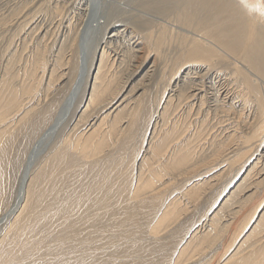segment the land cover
<instances>
[{
	"label": "rangeland",
	"instance_id": "374dc122",
	"mask_svg": "<svg viewBox=\"0 0 264 264\" xmlns=\"http://www.w3.org/2000/svg\"><path fill=\"white\" fill-rule=\"evenodd\" d=\"M141 2L142 0H0V88L8 77L14 89L20 91L24 87L30 88L28 94L23 96L25 104L20 114L13 111L8 120L0 125L1 131L9 127L7 138L0 145V218L7 216L19 197L20 177L31 147L41 132L52 124L54 115L64 101L71 99V107L65 116L66 124L30 173L27 206L20 216L21 221L27 219L28 223L32 221L33 224H40V230L45 232L40 239L32 235L33 240L38 241L25 245L26 240L21 241V236L26 229L23 230L19 225L17 216L4 221V224H0V263L9 255L12 260L10 259L8 264H40L43 261L41 256L53 258L52 264L57 262L54 259H58V264H221L227 251L236 248L244 238L247 229L242 230V235L236 242H230L228 239L232 230L246 224L247 216L249 220L255 205L264 198V182L261 186L258 185L264 179V175H258L259 172L264 173V163L250 172V176L239 191L237 190L236 195L234 194L229 205L222 208V203L235 193L237 186L247 177L251 162L264 154V128L261 130L258 127L264 119L257 113L258 107L251 99L238 100L240 103L234 100L237 101H233L234 104L227 102L225 108L219 109L217 113L209 102L203 104L192 97L189 98L192 93L190 88L188 89L189 85L184 83L185 80L181 83H184L186 88L178 86V90L179 88L175 87L176 78L179 80L184 76L186 69L183 68L177 75L172 71L175 70L172 68V61L176 58L174 52L170 51V54L169 50H165V58L157 60V54L150 51L147 55L141 54L139 60L133 57L136 61L133 58L130 59L131 62L127 59L125 61L128 62L125 65L131 66L130 80L126 81V88L121 92L127 103L118 108L115 105L112 109L102 108L97 104V107L88 112L75 127L91 93L92 81L90 79L86 82L84 77L95 59L96 46L101 44L104 36H108V30L112 27H117L120 31L126 28L129 30L125 31L128 37L132 32V43L137 40L140 43L139 48H143L146 53L147 38L155 29V24L151 25L149 22H153V17L158 15L143 7ZM144 23L150 24V28ZM69 35L70 40L67 41ZM123 46L125 44H121V50L119 49L121 53L127 48ZM39 52L42 59L38 57ZM106 52L110 53V50ZM109 56L110 59H115L114 54ZM118 62L120 60L115 59L113 70L116 72H119L116 68ZM203 67L206 68H194L198 69L199 74L200 68ZM195 73L197 72L194 71L190 79H195L199 84L208 85L209 82L215 81L216 72L209 71L210 79L202 78L201 82L199 75ZM223 77L221 76V79ZM132 89L135 92L133 90L129 93ZM181 90L183 95L179 97ZM230 104H233L232 107ZM126 105L127 108H124ZM129 108L137 112L135 111L132 118L128 117L117 125L123 129L124 135L118 141H112L109 130L115 115L125 112L126 109L130 110ZM163 111L165 118H162ZM228 111L229 113H225ZM109 112L110 117L106 118ZM67 137L70 143L75 140L85 142L91 138L90 151L97 155L85 159L69 147L65 152L62 144ZM249 138L251 140L245 144L244 140ZM162 141L166 142L161 144ZM152 145L153 148L162 145L163 152L155 156L150 149ZM182 156L188 157V162L175 165L174 162L179 161ZM59 169L62 175L56 178L54 172ZM159 170L163 177L156 180V189L149 190L147 196L140 199L141 204L137 203V200H130L127 205L129 207L122 205V208L127 207V212H130L123 215L122 221H119L124 223H121L123 227L117 230L118 233L113 232V236L110 232L115 230L114 227L110 232L104 231L107 233L103 232L105 235L98 231L90 233V237L88 232H85L88 231L83 215L85 199L78 203L81 207L79 210L76 208L78 211L75 209L69 213L67 210L64 213L59 212L60 218L67 216L66 219H71L69 223L72 228L79 227L74 228L78 231L77 234L80 233L78 240H82L85 247H81V243L76 246L78 240L75 239V243L71 241L72 245L75 244L70 246L71 250L66 246V243L70 244L68 241L74 238V234L70 238L66 236V230H63L67 220L62 223L60 219L59 222L49 224L47 215L73 197L74 193L80 195L81 189L84 190L82 194H85L88 184L93 183L95 179H101L99 174L104 175L103 177L105 174H117L119 187L127 188L130 194L139 185V180L147 183L152 177L151 172ZM58 180L60 182H54ZM55 184L61 193L57 198L50 194ZM244 195H251L248 199L251 200L247 202V206L244 204L235 218H232V214L239 209L236 207L237 200ZM145 206L147 209H144ZM133 208H137L134 215L131 214ZM216 211H220L216 218H224L219 221V225H207V221L217 213ZM78 213H81L80 217ZM126 216L128 218H125ZM81 217L83 220H80ZM98 218L95 222L100 224L106 217L100 216V220ZM105 220L108 221V218ZM156 227H159L157 234L150 232V229ZM195 233L196 236L189 243ZM108 234L117 239L121 236L122 239L115 241ZM87 237L100 238L103 244L98 242L97 246L102 245L100 250L104 251L89 253L96 244L87 247V243L83 241ZM207 237L211 238L207 240ZM202 239L206 242H201ZM22 242L30 251L23 261L16 255L19 246H23ZM253 242L264 244V222L242 247L239 257L250 252ZM38 244L43 245L36 248ZM228 244L232 246L228 247ZM75 247L77 251L72 250ZM183 247L187 249L181 255ZM89 248L88 253H85ZM63 251L68 256H65ZM71 257H74V263L67 262Z\"/></svg>",
	"mask_w": 264,
	"mask_h": 264
},
{
	"label": "bare ground",
	"instance_id": "6f19581e",
	"mask_svg": "<svg viewBox=\"0 0 264 264\" xmlns=\"http://www.w3.org/2000/svg\"><path fill=\"white\" fill-rule=\"evenodd\" d=\"M259 2L264 3V0H259ZM141 5L151 10L158 16H160V17L152 16L155 22L154 21L149 22L151 25L155 24V26H153L155 29L149 33V37L147 38L148 45L146 48V53L143 52L144 50L143 48L141 47L139 48L140 43H138L137 40L136 42L132 43V37H130V35H132V32H130V35L128 37L127 34L125 33V31L127 30L126 28L122 31H120V29H118L117 27H112L108 30L109 31L108 36L107 37L104 36L101 39L102 41L101 44L96 46L97 48L95 47L96 48L94 51L95 59L93 60V64L90 66V68H88L86 75L84 77V79H86V82L87 80L89 82L90 79L92 81L90 83L91 93L87 100L88 101L87 106L84 108V110L82 111V114L79 116V121L75 125V127L78 126V124L82 122V120L84 119V117L86 116L88 112L93 111V109L97 107V104H100L102 108L110 107V109H112V107H114L115 105H117V108H118L127 103L126 98L123 99V95L121 93L123 92V89L126 88V85H125L127 83L126 81L127 80L129 81L130 76H131V74H129V69L131 66L129 67L128 65H125L126 63H128V62H125L126 59L127 61L129 60L130 62H131L130 59H132L133 57L139 60V58L142 55L144 54L147 55L150 51H152V52H155V54H157V60L158 59L162 60L163 58H165L164 56H166L165 50H169L168 53H170V51L174 52L176 55V58L172 61L173 63L172 68L175 69L172 71H175L176 75L179 74V72H181L183 68L186 69V70L184 69L185 71L183 73L185 75L181 76L179 80L178 78H176V81L174 84L176 85L175 87H177V89L179 88L178 90H180V87L178 86H183L184 83L186 85L188 84L189 85L188 89L190 88V91L192 93L189 96V98L192 97V99H195L197 102L200 101V103L209 102V104H211L212 108L215 109L216 112L219 109L222 110L227 102L228 103L233 102L234 100L246 101L248 99H251L252 101H254L252 103H254L258 107L257 113H260L261 119H264V15H261L259 12H254V11L249 10L248 8H245L242 5L241 0H142ZM150 24L146 23L145 26L150 28ZM69 37L70 35L66 38L67 41L70 40ZM121 44H125V46L123 47H127L125 51H124L125 48L123 49L122 53L121 51L119 52ZM106 50H110V53L106 52ZM110 54H114V58L115 59L118 58L120 60V62H118L119 64L116 66L119 72H116L113 70V66L115 65V59L113 58L110 59V56H109ZM38 57L40 59L43 58L41 57L40 52H39ZM135 58L133 59L136 61ZM197 66L199 67L206 66L207 69L204 67L200 68V73L198 74V69L194 68ZM123 67H124V70H122ZM194 71L197 72L195 74L199 75L200 82L202 81V78L203 79L208 78L209 71L216 72V77H214L215 81L214 82L212 81V83L209 82L208 85H206V83L199 84V82L197 83L196 80L194 79L195 76L193 77L194 80H192V78L190 79V76L194 74ZM148 72L150 73V71ZM125 76H126V79H125ZM221 76H224L223 79H221ZM209 79L210 77L208 78V80ZM184 80L185 82L182 84L181 82H183ZM180 83L182 85H180ZM2 84L3 85L0 88L1 89L0 91V125L4 124L5 121L8 120V117H10L13 111L14 113L20 114L25 104L23 102V96L25 94H28V92L30 91L29 87H24L23 90H20V91L14 89L11 86V81L9 77L5 78V81ZM87 84L88 83H86L85 85L87 86ZM133 90L134 89L129 91V93L133 92ZM179 92H180L179 97H182L183 95L182 90ZM183 100H181L182 103H184ZM70 101L71 99H66L64 101L63 105L58 109V111L54 115L52 124L48 126L43 132H41L42 134L39 136L37 141L31 147V150L25 159V162H24L25 165L23 167V171L20 177V182L18 186V190H19L18 196L19 197L16 198L13 206L9 209V212L6 214L8 215L10 213L9 218L17 216V219L16 218L15 219L18 220V222L20 223L18 224L22 226L23 230L26 229L24 233H22V236H21V241L24 242L26 240L25 245L34 244V242L37 240L36 239L34 241L32 238V235H34L35 238L40 239L42 238V234L45 232V231L40 230L39 228L40 224L38 223L33 224L31 223L32 221L28 223L27 219L23 221L20 220V216L24 212V208L27 206V186L31 180L30 173L33 167L38 162V160L41 158V156H43L45 152L48 150V147L52 144V141L55 138V136L62 129V127L66 124L65 116L67 115L68 109L71 107ZM237 101H234V102H237ZM233 104H230V106ZM253 105H251V107H253ZM124 108H127V105ZM135 111L136 110L131 108L130 110L126 109L125 112L118 114L117 116L115 115V119L113 120L112 125H110V130H109L110 131L109 137L112 138V141L113 139L114 141H118L119 138L124 135L123 129L118 128L117 125L122 120L124 119L126 120L128 117L132 118L135 115ZM164 111L162 113L163 115L162 118H165L166 116ZM225 113H229V111ZM106 116H107L106 118H108V116L110 117V112ZM258 127L259 129L262 130L264 128V122L261 123V125ZM8 128H6L4 131H1L0 129V145H2L5 139L7 138V135L9 133ZM90 139L91 138H89V141L85 140V142H80V140H77V141L75 140L74 142L70 143L71 141L67 137V139H64L62 145L64 146L63 148L65 152H67V150L70 148V150L75 151L77 155L81 156L82 158L88 159V158H92L97 155V153L90 151L91 145H92V141H90ZM249 140L251 139L250 138L245 139L244 143L245 144L249 143ZM163 142H166V141H162L161 144ZM154 148H153V145L150 148L154 155L156 154L157 156H159L163 152L162 145L157 146L155 149ZM176 151L177 150H175V152ZM188 160H189L188 157L182 156L179 159V161L174 162V164L175 165L184 164L188 162ZM263 163H264V154L260 158L258 159L256 158L251 162L252 166L250 170L248 171L247 177H245L243 181L241 182V184L237 186L235 193L231 194L226 200H224V202L222 203L223 204L222 208H224L225 206L229 205L230 202H232L234 194L236 195L237 190L240 189L241 186H243V183H245L247 178L250 176V172L252 170H255V168H258V166L260 164L262 165ZM61 173L62 171L60 169L58 170V172H54V174L56 175L55 177L59 178L58 175L61 176L62 175ZM161 173L162 172L160 170L151 172L152 177L149 179V182L147 183L146 181L142 183V181L139 180L138 182L139 185L135 189H133L132 190L133 193H130V194H128L129 191L127 188L119 187L118 185L119 176L117 174H112V173L105 174L106 175L105 177H103L104 175L101 176V174H99L100 175L99 177H101V179L100 178H98V180L95 179L96 181L94 180L93 183L88 184L87 191L85 194L84 193L82 194L84 190L80 188L81 189L80 191H82L81 192L82 196L81 194L79 195L77 193L76 194L74 193L73 197L69 198L62 205L58 206L56 209H54V211H52L49 215H47L49 216L48 217V220L50 222L49 224H51V222H53V224L54 222L55 223L59 222L60 219L62 220V223L67 220L63 226V230H66L65 232L66 234H68L66 236L70 237L74 234V238H72L68 242H71V241L74 242L75 240L80 239L79 238L80 233L77 234L78 231L76 232V229H75L77 226L75 227L73 225L75 227V228L73 227L75 230L72 231L71 230L72 224L69 223L71 219L70 220L66 219L67 216H63L62 218H60L61 215L59 214V212L64 213V211L67 210L69 213L70 211L71 212L74 211L76 208H78L79 210L81 209V207L78 206V203L85 199L84 209L86 211L84 210V214H83L85 218L82 215V217L86 219L87 221L86 228L88 229V231H85V232H88V235L91 237L92 235H90V233L92 232L99 231L98 233L102 232L103 234L104 231L110 232L111 231L110 229L114 227L115 230L113 231L112 229V231L110 232L111 235L113 236L114 235L113 232L115 233V231L117 232V230L120 227H123L121 224L123 222L121 223L119 222V221H122L123 215H126L127 213L129 214L130 212V211L127 212V209H126L127 207H129L127 206L130 203L129 201L137 200V203H140L142 201L140 199H144L147 196V193L149 192V190H152L154 188L155 184L157 183L156 180L163 177ZM261 174L264 175V173H261V172L258 173V175H261ZM54 182H60V181L58 180ZM263 182H264V179L263 181L259 182L258 185L260 184L259 186H261ZM52 188L53 189H51L50 194L55 198H57V196L59 197L61 193H60V190L57 189L58 188L57 184H55V186ZM252 194L253 193H251V195ZM251 195L249 197H245L246 195H244L243 197H241L240 200H237L236 207H238L239 209L232 214L233 215L232 218H235L236 215L240 213V210L243 209L245 205L247 206V202L251 200V199L248 200L251 197ZM54 204L55 202H53V205ZM122 205H125L127 207L124 209L122 208ZM132 205H130V207ZM256 205L249 217L250 218L249 220H247L248 218L247 216L246 224L230 232L231 235H230V238H228L229 241L236 242L237 239H239V237L242 235L241 234L242 230L247 229L246 234L245 233H244L245 235L243 234L244 238H242V241L239 242L236 245V248H234L232 251H229V250L227 251V255L223 259L221 264H264V254L262 255V252L264 253V244L258 245L260 242H253L250 245V249H251L250 252L247 255H243L242 257H239L242 254L241 253V251L243 250L242 247L246 245V243L249 241L250 238H252L258 226L264 222V198L262 199V201L260 200V203L257 206ZM144 209H147V207ZM135 210L137 211V208L136 209L133 208L132 213H131L132 215H134V213L136 212ZM216 212L217 213L213 217L211 216V218H209V220L207 221V225H210V224L211 226L217 225V224L219 225V221L222 218H224V217L222 218L220 217L221 219L216 218V216L219 215L220 211L219 212L216 211ZM81 213L80 214L78 213L79 214L78 217H80ZM72 214H70V216ZM230 214L231 213H229V215ZM100 216H104L108 218V221H106L105 220L106 218H105L103 222L100 224L98 222H95V219H97L98 217H99L98 218L99 220L101 219ZM4 217L5 215L0 218V221ZM82 217L80 218V220H83ZM128 217H131V215H128ZM128 217L126 216L125 218H128ZM125 218L123 220H125ZM109 223L113 224L114 226H111V224ZM241 224L243 225V223ZM77 228L79 229V227ZM158 230H159V227H156V228L150 229V232L157 234ZM104 233L107 234L106 232ZM96 234L94 236H96ZM112 236L109 235V237H112ZM195 236H196V233L193 235L191 240L188 242L190 243ZM87 238L83 240L87 243V247L88 246L90 247V245L92 244L94 245L96 244V245L94 248L95 250L94 249L90 250L89 248V249H86V251L90 250L89 253H101L104 251V249L100 250L102 249L101 248L102 245L97 246L98 242L99 244H103L102 241L99 240L100 238L99 239L97 238L98 240L95 238L94 239H91L89 237ZM210 238L211 237H209L207 240H209ZM113 239L116 241L117 238L114 237ZM119 239H122L121 236H119L117 241ZM23 242H22V245H23ZM201 242H206V240L202 239ZM77 243H81L82 244L81 247L83 246V244H85L84 242H82V240L80 242L78 240V242H76V246L78 245ZM114 244L116 245V243ZM25 245L23 246L20 245L19 251L16 254L18 258H22L21 261H23V259L26 260L25 257H28L30 254L29 247H25ZM39 245L40 244H38L36 248ZM74 245H72V242L70 244L66 243V246L70 250H71L70 246L73 247ZM96 246L98 248H96ZM231 246H232L231 244H228V247H231ZM81 247H79V249H81ZM75 249L76 247L73 248L72 250H75ZM186 249L187 247H183L181 249L182 250L181 255H183ZM41 251H43V249ZM65 251L63 252L66 253ZM85 253H88V251ZM64 255L66 256L67 253ZM75 256L77 255L75 254ZM73 258L74 257H71L70 260H68L67 262L70 261L74 263L75 260L72 261ZM5 259L6 260L2 261L0 264H8L10 262V259L12 260V257L7 255ZM41 259L43 261L40 262V264H52L53 263V262L51 263V259L53 258L50 259L49 256H41ZM45 259H47V262H45ZM54 260L58 262V259H54ZM63 260L66 261L67 259H63ZM77 260L78 259H76V262ZM57 262L56 263L54 262V263L58 264ZM59 263H61V261Z\"/></svg>",
	"mask_w": 264,
	"mask_h": 264
},
{
	"label": "snow or ice",
	"instance_id": "6c2138e0",
	"mask_svg": "<svg viewBox=\"0 0 264 264\" xmlns=\"http://www.w3.org/2000/svg\"><path fill=\"white\" fill-rule=\"evenodd\" d=\"M241 3L245 8L264 15V3L259 2V0H241Z\"/></svg>",
	"mask_w": 264,
	"mask_h": 264
},
{
	"label": "water",
	"instance_id": "95a60500",
	"mask_svg": "<svg viewBox=\"0 0 264 264\" xmlns=\"http://www.w3.org/2000/svg\"><path fill=\"white\" fill-rule=\"evenodd\" d=\"M10 215V213H9ZM9 215L5 216L1 221H0V224H2L4 221H6L7 219H9ZM1 226V225H0Z\"/></svg>",
	"mask_w": 264,
	"mask_h": 264
}]
</instances>
